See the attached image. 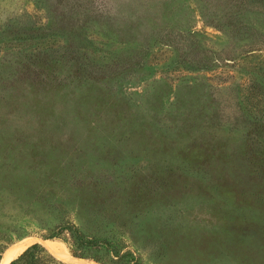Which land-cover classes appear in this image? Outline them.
<instances>
[{"label":"rangeland","instance_id":"rangeland-1","mask_svg":"<svg viewBox=\"0 0 264 264\" xmlns=\"http://www.w3.org/2000/svg\"><path fill=\"white\" fill-rule=\"evenodd\" d=\"M34 243L264 264V0H0V263Z\"/></svg>","mask_w":264,"mask_h":264},{"label":"trees","instance_id":"trees-1","mask_svg":"<svg viewBox=\"0 0 264 264\" xmlns=\"http://www.w3.org/2000/svg\"><path fill=\"white\" fill-rule=\"evenodd\" d=\"M70 242L76 244V248L72 249V254L78 256L80 252L77 248L81 247L83 243L81 235L72 232L69 233ZM2 258V257H1ZM8 264H63L55 259L52 255L46 254L44 249L38 244L34 243L27 247L17 258L11 260Z\"/></svg>","mask_w":264,"mask_h":264},{"label":"bare ground","instance_id":"bare-ground-1","mask_svg":"<svg viewBox=\"0 0 264 264\" xmlns=\"http://www.w3.org/2000/svg\"><path fill=\"white\" fill-rule=\"evenodd\" d=\"M49 241V240H48ZM24 243V242H23ZM22 249V246H18L15 248H9L4 254L3 257L1 259V263L0 264H8L17 254L18 252ZM58 249V248H57ZM63 251V250H62ZM65 253V252H64ZM62 253L60 252V254L58 253V255H61ZM63 255V254H62Z\"/></svg>","mask_w":264,"mask_h":264}]
</instances>
